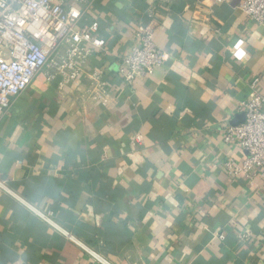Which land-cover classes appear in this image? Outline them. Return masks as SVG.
<instances>
[{
  "label": "crops",
  "instance_id": "crops-1",
  "mask_svg": "<svg viewBox=\"0 0 264 264\" xmlns=\"http://www.w3.org/2000/svg\"><path fill=\"white\" fill-rule=\"evenodd\" d=\"M157 1L89 2L78 27L96 20L106 51L63 86L38 75L0 112V264H98L25 203L112 264H264L261 178L223 167L246 154L224 125L244 120L254 78L264 93V27L242 0H169L150 18ZM149 21L169 58L126 84L119 57ZM93 71L108 105L85 92Z\"/></svg>",
  "mask_w": 264,
  "mask_h": 264
},
{
  "label": "built area",
  "instance_id": "built-area-1",
  "mask_svg": "<svg viewBox=\"0 0 264 264\" xmlns=\"http://www.w3.org/2000/svg\"><path fill=\"white\" fill-rule=\"evenodd\" d=\"M93 0H0V112L8 109L11 101L26 90L38 75L51 80L61 77L60 86L74 81L82 66L95 51L105 52L106 41L97 35L99 24L91 20L78 27L86 5ZM169 0H158L147 10L153 17L156 9ZM224 0H215L221 3ZM238 9L251 20L264 27V0H242ZM136 44L119 57L117 73L126 83L151 75L169 57L154 41L153 21L138 24ZM89 84L85 92L100 105L110 103V86L97 71L87 75ZM256 77L250 82V97L240 103L244 120L239 124H225L223 140L235 142L245 156L240 160L228 157L223 162L226 173L232 177L249 175L261 178L264 195V93L258 91ZM142 142L136 134L131 144ZM0 188L10 192L0 182ZM25 203V202H24ZM28 207L63 235L77 242L98 264H112L96 251L75 239L52 218V212H41ZM249 233L240 238L248 239ZM223 233L218 235L223 239Z\"/></svg>",
  "mask_w": 264,
  "mask_h": 264
},
{
  "label": "water",
  "instance_id": "water-1",
  "mask_svg": "<svg viewBox=\"0 0 264 264\" xmlns=\"http://www.w3.org/2000/svg\"><path fill=\"white\" fill-rule=\"evenodd\" d=\"M243 118H244V114H242ZM235 125V124H234Z\"/></svg>",
  "mask_w": 264,
  "mask_h": 264
}]
</instances>
